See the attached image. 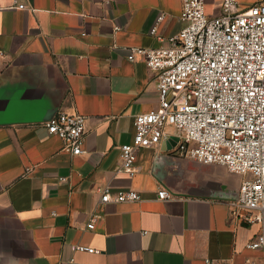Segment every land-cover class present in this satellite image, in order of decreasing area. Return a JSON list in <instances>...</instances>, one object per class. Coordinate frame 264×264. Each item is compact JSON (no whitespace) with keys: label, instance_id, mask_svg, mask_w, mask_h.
<instances>
[{"label":"crops","instance_id":"0c3cea01","mask_svg":"<svg viewBox=\"0 0 264 264\" xmlns=\"http://www.w3.org/2000/svg\"><path fill=\"white\" fill-rule=\"evenodd\" d=\"M16 1L0 0V264H263L246 246L259 224L230 204L242 175L182 154L174 129L116 170L134 115L158 105L155 72L127 54L177 33L182 0ZM59 110L86 117L83 153L43 125ZM105 187L141 199L102 203Z\"/></svg>","mask_w":264,"mask_h":264},{"label":"built area","instance_id":"2783aa9c","mask_svg":"<svg viewBox=\"0 0 264 264\" xmlns=\"http://www.w3.org/2000/svg\"><path fill=\"white\" fill-rule=\"evenodd\" d=\"M180 19L182 27L165 43L129 49V60L141 57L155 72L158 105L134 115V133L120 145L116 170L133 174L137 152L157 145L174 129L182 154L242 175L230 204L242 220L259 224L246 246L262 249L264 264V0H221L219 12L212 15L205 0H182ZM156 31L155 24L151 33ZM85 121L83 114L59 110L42 123L62 140L64 149L81 154ZM171 197L165 187L158 188V199ZM139 199L135 189L113 194L108 187L100 189L102 203ZM94 219L86 226L92 228ZM204 261L217 262L208 257Z\"/></svg>","mask_w":264,"mask_h":264},{"label":"rangeland","instance_id":"374dc122","mask_svg":"<svg viewBox=\"0 0 264 264\" xmlns=\"http://www.w3.org/2000/svg\"><path fill=\"white\" fill-rule=\"evenodd\" d=\"M240 1H241V4H242V3H244V2H246V1H248V0H240Z\"/></svg>","mask_w":264,"mask_h":264}]
</instances>
